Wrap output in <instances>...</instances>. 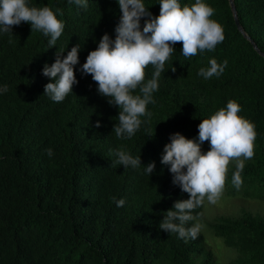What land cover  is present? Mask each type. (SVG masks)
Listing matches in <instances>:
<instances>
[{"label": "trees", "instance_id": "trees-1", "mask_svg": "<svg viewBox=\"0 0 264 264\" xmlns=\"http://www.w3.org/2000/svg\"><path fill=\"white\" fill-rule=\"evenodd\" d=\"M233 1L260 51L237 27L229 0H204L225 39L190 59L181 54L182 43L175 44L155 103L147 106L150 123L131 139H117L119 108L80 71L104 34L115 40L117 0H88L86 10L68 0H28L30 6L62 10L56 14L65 27L49 49L50 38L32 33L29 23L0 33V89L8 86L0 92V264H224L206 247L202 231L185 242L158 225L177 200L190 198L173 184L170 166L161 163L165 145L177 132L198 141V125L229 100L240 105L239 115L256 132L255 154L244 163L242 182L255 185L264 198V0ZM159 2L144 0L153 16L159 15ZM76 45L78 83L63 102H53L44 95L45 85L54 81L42 74L43 67L55 62L59 48L66 56ZM211 59L228 63L219 77L205 80L198 73ZM153 71L146 68V81ZM121 146L141 157L139 169L113 165ZM152 162L150 176L143 166ZM231 169L232 177L235 166ZM120 199L123 207L117 206ZM201 213L203 206L194 211ZM212 225L227 245L248 252L249 264H264V215L221 216Z\"/></svg>", "mask_w": 264, "mask_h": 264}, {"label": "clouds", "instance_id": "clouds-1", "mask_svg": "<svg viewBox=\"0 0 264 264\" xmlns=\"http://www.w3.org/2000/svg\"><path fill=\"white\" fill-rule=\"evenodd\" d=\"M121 12L115 28V40L104 34L98 47L90 51L80 71L90 75L98 85V93L108 103L119 108L118 121L113 133L117 139H131L141 128L149 124L152 113L147 106L155 103L153 94L159 89V78L165 64L175 51L173 47L182 43L181 54L190 59L199 53L213 51L225 39L222 26L211 19L214 9L204 2L181 5L180 0H160V12L153 16L144 0H117ZM78 7L88 8V0H68ZM50 7L30 6L28 0H0V33H12L13 26L23 23L31 25V32H40L49 37L48 49L57 46V40L64 31V23L57 18ZM147 17L141 29V19ZM65 49L59 48L53 64L47 63L42 74L51 81L45 85L44 95L60 103L73 92L78 83L75 66L79 64L80 45H76L64 56ZM227 60L219 64L216 59L209 61L207 68H201L198 75L205 80L219 77L227 66ZM154 71L146 81V68ZM176 71L175 67L171 69ZM4 85L0 92H7ZM240 105L229 100L226 107L219 109L210 118L198 125V142L177 132L163 150L161 163L169 167L173 184L188 193V199L177 200L173 209L164 213L158 227L162 231L176 234L187 242L196 239L202 230L195 209L205 202L216 204L223 195L228 167L235 161L232 184L239 189L245 160L254 157V125L239 115ZM142 117L147 119L142 120ZM96 127H100L97 122ZM112 133V134H113ZM156 134V130H155ZM149 135L148 137H154ZM210 143V150L203 152L201 145ZM51 157V148L45 149ZM117 157L113 165L125 169H139L141 157H134L123 146L114 151ZM148 175L156 168L155 162L143 166ZM115 199V198H114ZM123 207L125 201H116ZM194 222V223H190Z\"/></svg>", "mask_w": 264, "mask_h": 264}, {"label": "rangeland", "instance_id": "rangeland-1", "mask_svg": "<svg viewBox=\"0 0 264 264\" xmlns=\"http://www.w3.org/2000/svg\"><path fill=\"white\" fill-rule=\"evenodd\" d=\"M201 149L203 152H207L210 150V143L204 142L201 145ZM233 166H235V161L230 162L227 176L231 174ZM261 194L262 192H258L255 185L247 186L245 182H242L239 189L235 188L230 175L226 180L220 200L214 205L207 203V201L203 205V214L198 216V221L203 226L201 231L205 236V245L213 251L217 261L224 264H232V262L234 264H249L248 252L235 246L227 245L223 237L214 232L212 223L221 216L233 218L243 212L264 215V198L260 196Z\"/></svg>", "mask_w": 264, "mask_h": 264}, {"label": "water", "instance_id": "water-1", "mask_svg": "<svg viewBox=\"0 0 264 264\" xmlns=\"http://www.w3.org/2000/svg\"><path fill=\"white\" fill-rule=\"evenodd\" d=\"M229 3H230V6L232 8V12H233V16H234V21L237 25V27L239 28V30L247 37L249 38L252 42L253 40L250 38V36L244 31V28L243 26L241 25L240 21H239V18H238V15H237V11H236V6L234 4V1L233 0H229ZM253 45L254 47L260 51V49L257 47L256 43L253 42ZM264 54V53H263Z\"/></svg>", "mask_w": 264, "mask_h": 264}]
</instances>
